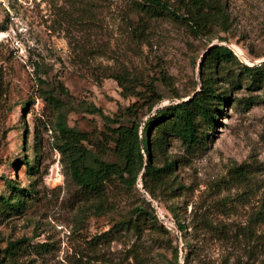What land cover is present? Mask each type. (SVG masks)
Returning a JSON list of instances; mask_svg holds the SVG:
<instances>
[{
  "label": "rangeland",
  "instance_id": "obj_1",
  "mask_svg": "<svg viewBox=\"0 0 264 264\" xmlns=\"http://www.w3.org/2000/svg\"><path fill=\"white\" fill-rule=\"evenodd\" d=\"M141 1L0 0V196H10L7 182L36 191L20 212L0 217V264H10L2 252L20 239V261L29 264H176V247L177 264H264V89L249 88L242 73V65L264 66V0H220L228 32L214 26L208 38L170 15L138 13ZM214 45L234 55L215 75L218 93L229 98L224 112L206 127L200 155L186 154L176 138L167 147L186 188L155 201L139 180L128 194L110 193V209L95 215L54 148L59 111L44 91L65 102L69 127L101 130L87 105L112 116L153 100L143 86L141 97H123L109 75L125 71L153 84L162 98L156 109L200 89V63ZM144 198L174 235L172 245L148 224L127 227Z\"/></svg>",
  "mask_w": 264,
  "mask_h": 264
},
{
  "label": "trees",
  "instance_id": "obj_2",
  "mask_svg": "<svg viewBox=\"0 0 264 264\" xmlns=\"http://www.w3.org/2000/svg\"><path fill=\"white\" fill-rule=\"evenodd\" d=\"M135 11L149 19L169 16L187 25L196 36L209 37L214 26L228 32L229 15L220 0H142L135 2ZM210 39V38H209ZM234 58L233 51L225 46L214 45L202 58L200 89L194 90L190 99L156 108L161 101L153 84H145L143 79L129 78L127 72L111 74L122 90V96L141 97L140 86L147 88L153 100L146 106L134 103L114 115H107L102 109L87 105L89 114H98L104 128L81 131L69 127L62 108L65 102L44 91L46 98L59 111L54 133V148L60 153L66 175L78 186L81 201L95 215L104 214L111 207L110 193L128 194L142 181L145 192L155 201L162 200L169 192L176 193L186 187L179 181L178 160L167 157V147L171 139L181 142L186 154L198 156L207 148L206 127L215 126L224 112L223 105L229 98L218 93L216 71L222 61ZM242 73L247 76L246 85L251 89H264V66L242 65ZM149 101V100H148ZM155 109V110H154ZM153 114L142 128V117ZM127 123H123V119ZM113 156L115 159H106ZM184 156V160L187 158ZM163 157L162 164L159 158ZM24 164L29 165L27 159ZM10 196H0V217H9L26 206L27 199L36 194L34 188L19 191L14 182H7ZM112 188V190H111ZM178 230L185 234L187 226L182 220L179 206H169ZM135 220H129V229L139 230L148 224L160 235L174 243L175 237L158 220L156 208L151 201L143 199L135 211ZM24 240L9 242L3 250V259L10 264H29L20 261L24 251ZM176 264L178 247L174 249Z\"/></svg>",
  "mask_w": 264,
  "mask_h": 264
},
{
  "label": "water",
  "instance_id": "obj_3",
  "mask_svg": "<svg viewBox=\"0 0 264 264\" xmlns=\"http://www.w3.org/2000/svg\"><path fill=\"white\" fill-rule=\"evenodd\" d=\"M201 62H202V60H201ZM200 66H201V63H200ZM188 99H190V98H188ZM188 99H184V100H182V101H187Z\"/></svg>",
  "mask_w": 264,
  "mask_h": 264
},
{
  "label": "bare ground",
  "instance_id": "obj_4",
  "mask_svg": "<svg viewBox=\"0 0 264 264\" xmlns=\"http://www.w3.org/2000/svg\"><path fill=\"white\" fill-rule=\"evenodd\" d=\"M3 33H0V36L2 35Z\"/></svg>",
  "mask_w": 264,
  "mask_h": 264
}]
</instances>
